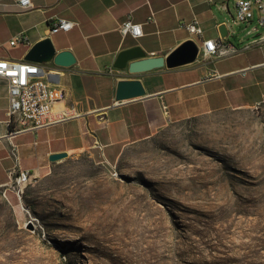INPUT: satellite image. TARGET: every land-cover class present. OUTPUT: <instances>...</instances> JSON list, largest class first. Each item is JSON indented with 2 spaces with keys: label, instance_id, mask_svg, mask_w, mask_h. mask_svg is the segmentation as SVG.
<instances>
[{
  "label": "rangeland",
  "instance_id": "rangeland-1",
  "mask_svg": "<svg viewBox=\"0 0 264 264\" xmlns=\"http://www.w3.org/2000/svg\"><path fill=\"white\" fill-rule=\"evenodd\" d=\"M0 264H264V101L0 190Z\"/></svg>",
  "mask_w": 264,
  "mask_h": 264
},
{
  "label": "crops",
  "instance_id": "crops-1",
  "mask_svg": "<svg viewBox=\"0 0 264 264\" xmlns=\"http://www.w3.org/2000/svg\"><path fill=\"white\" fill-rule=\"evenodd\" d=\"M31 1L33 6L24 9L18 0H0V57L25 59L46 38L57 52L71 51L75 57L71 66H58L52 60L42 64L57 74L55 84L65 90L56 109L72 107L79 115L10 134L8 85L0 79V190L6 196L14 193L7 187L14 168L29 169L34 178L44 177L57 162L50 157L59 153L68 157L88 152L116 162L126 147L151 138L168 123L228 108H251L264 101V80L257 76L264 69V44L244 48L264 33V27L249 32L250 26L234 23L235 0ZM128 15L142 24V36L121 34L119 26ZM151 15L154 21L148 20ZM57 19L75 25L50 33ZM194 20L199 21L202 35L185 27ZM18 35L25 40L12 45ZM210 38L223 40L237 51L208 58L198 53L196 59L178 66L164 64L139 72H129L119 62L120 53L134 47L146 56L166 59L188 40L200 46ZM129 78L141 81L144 95L117 100L119 81Z\"/></svg>",
  "mask_w": 264,
  "mask_h": 264
},
{
  "label": "built area",
  "instance_id": "built-area-1",
  "mask_svg": "<svg viewBox=\"0 0 264 264\" xmlns=\"http://www.w3.org/2000/svg\"><path fill=\"white\" fill-rule=\"evenodd\" d=\"M208 1L213 2V0ZM18 4L24 9L33 6L31 0H18ZM235 6L234 23H245L247 27L250 26L249 32L258 30V27H264V0H235ZM148 20L154 21L155 18L151 15ZM254 21L255 25H253ZM74 25L73 21L57 19L52 23L49 32L68 31ZM185 27L192 34L202 35L203 33L198 20L188 23ZM119 30L123 36L129 34L137 38L143 35L142 24L135 23L131 15H128L120 24ZM24 40L22 35H18L10 43L15 45ZM253 44L263 45L264 33L244 48H250ZM236 51L231 50L223 40L217 41L213 38L204 39L199 46V53L205 58L222 57ZM0 79L5 80L8 85V117L12 125L10 134L35 131L79 115L72 107L56 109V104L65 98V90L59 84H55L57 74L42 63L0 57ZM11 154L18 158L14 147L11 148ZM10 174L11 183L7 187L21 197L24 187L34 179L32 172L29 169L14 168Z\"/></svg>",
  "mask_w": 264,
  "mask_h": 264
},
{
  "label": "water",
  "instance_id": "water-1",
  "mask_svg": "<svg viewBox=\"0 0 264 264\" xmlns=\"http://www.w3.org/2000/svg\"><path fill=\"white\" fill-rule=\"evenodd\" d=\"M222 35L225 30L221 28ZM199 53V46L193 40H188L181 47L171 53L166 59L163 56H146L139 48L134 47L122 51L119 55V62L125 66L129 72L146 71L167 64L169 67L178 66L196 59ZM26 60L43 63L52 60L55 65L68 67L75 63V57L69 50L57 52L50 39H44L35 44L27 53ZM130 61V62H129ZM129 62V63H128ZM145 90L141 81L137 79H123L117 86V100H126L143 96ZM67 157V153L53 154L50 159L59 161Z\"/></svg>",
  "mask_w": 264,
  "mask_h": 264
},
{
  "label": "bare ground",
  "instance_id": "bare-ground-1",
  "mask_svg": "<svg viewBox=\"0 0 264 264\" xmlns=\"http://www.w3.org/2000/svg\"><path fill=\"white\" fill-rule=\"evenodd\" d=\"M4 194H5V192H4Z\"/></svg>",
  "mask_w": 264,
  "mask_h": 264
}]
</instances>
